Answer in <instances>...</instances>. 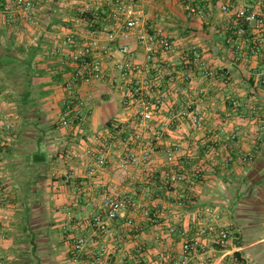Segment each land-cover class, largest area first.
Instances as JSON below:
<instances>
[{"label":"crops","instance_id":"0c3cea01","mask_svg":"<svg viewBox=\"0 0 264 264\" xmlns=\"http://www.w3.org/2000/svg\"><path fill=\"white\" fill-rule=\"evenodd\" d=\"M226 1L135 0V5L144 10L147 21L161 28L174 45L172 53L162 57L157 55L144 71L143 76L152 84L158 81L160 89L169 92L163 109L151 122L145 124H139L136 113L138 103L130 97L125 86L126 79L115 68V62L122 59L139 65L145 63L143 49L137 42L139 31H131L127 37H121L114 24L106 20L108 7L94 14L93 21L85 23V29L74 32L79 43L85 42L93 31H98L100 38L107 31H114L118 37L110 43L112 56L104 60L103 78L82 84L77 89L75 102L81 100L83 104L72 105L73 111L66 127L59 124L58 117L66 111L72 96L64 85L70 80L75 67L66 57L44 55L57 42L54 40L57 37L51 33L45 31L42 38L33 43L42 48V55L37 59L46 71V114L35 125L32 118L30 124L16 110L15 117L20 126L15 133L19 136L14 147L19 150L12 158L0 154V214H7L13 222L6 229L5 240L0 245V254L5 264H73L72 247L81 236L97 242L87 246L83 259L89 260L94 252L106 245L111 249V256L106 264H117L120 258L117 248L113 247L107 237L95 233L90 223L91 218L102 211V198L105 195L128 197L139 206L138 214H132L130 210L125 213L127 217H135L139 231L129 229L125 218L110 223L113 231L122 238L121 248L127 254L125 264H153L157 262L160 250L177 254L180 238L172 237L163 247H159L154 242V235L160 233L162 224L152 226L148 223L155 212L163 211L159 217L160 222L172 221L180 225L187 231L186 236L189 238L196 235L195 224L179 220L170 208L177 197L187 193V184H167L166 175L173 172L190 173L194 165H200L203 176L195 184L192 201L187 204L186 211L193 212L205 206L220 207L216 206V199L209 188L220 177L214 169L225 165L231 173L238 163L226 162L227 153L222 148L223 142L232 132L239 133L236 142L238 150L252 152L254 156L251 166L254 169L244 172L247 177L243 179L252 178V184L257 179L262 180L264 175L261 176L256 171L264 163V50L257 56L251 55L246 46L243 53L248 59L246 64L243 55L236 53L238 50L226 43L227 37L233 35L234 30L233 16L220 9ZM233 2L241 6L251 4V0ZM185 4L203 9L201 19L204 22L200 21V28L206 26L204 38L192 45L186 43L190 38L183 34L185 30L197 27L185 23L195 18L184 11ZM0 16L6 24L3 12ZM64 20L70 23L75 19ZM169 20L176 23H168ZM196 20L199 21V18ZM165 25L175 27L167 29ZM190 32L197 33L195 29ZM15 34L19 35L18 32ZM44 36L52 37V40ZM19 37L17 36L18 40ZM249 37L252 35L248 34L247 38ZM121 45H127L131 51L124 57L118 50ZM193 47L199 53V63L193 61ZM184 52L189 55V65H185L182 57ZM247 67L253 68V72L248 73ZM208 68L219 72L220 76H208ZM181 74H188L191 81H182ZM131 84H134V80ZM173 89L176 92L173 93ZM233 100L247 102L252 108L240 107L234 110L231 105ZM0 101L6 102L1 96ZM1 124L2 120L0 127H3ZM27 127L29 133L26 134L24 129ZM135 131L140 132L144 144L151 143L155 148L146 172L136 167L127 170L119 167L123 150L136 146L128 136ZM157 131L160 134H156ZM126 137L128 138L124 139ZM101 138L106 144L110 141L106 164L94 176H90L87 167L92 164L93 159L88 157L80 162L70 155L73 150L87 146L98 151V145L103 146ZM112 138L114 140L111 141ZM120 138L124 139L125 144ZM3 144L5 143L0 140V146ZM174 146L179 147L178 164L167 165L163 149ZM200 147L205 148L202 155ZM210 148L215 151L208 154ZM23 152L30 156L35 152L43 154L42 163H33L36 158L33 160L30 157L29 165L25 167L27 172L23 173ZM236 153L234 151L233 155ZM222 173L224 174L223 171ZM23 179L30 181L29 191L23 190L18 184ZM27 192L29 198L24 200L23 196ZM7 196L11 198V213L3 206ZM229 224L241 233L239 255L244 258V262L253 259L258 264H264V242L261 241L264 239V229L258 235L263 239L247 242L249 237L246 236L242 223ZM262 226L264 228V222ZM142 245H146L147 249L142 257L137 258L134 252ZM250 247L253 249H249Z\"/></svg>","mask_w":264,"mask_h":264},{"label":"built area","instance_id":"2783aa9c","mask_svg":"<svg viewBox=\"0 0 264 264\" xmlns=\"http://www.w3.org/2000/svg\"><path fill=\"white\" fill-rule=\"evenodd\" d=\"M76 1L81 13L94 12L96 14L105 7H108L109 11L106 20L114 24L121 37H127L131 31H139L137 33V42L143 49L145 63L139 65L122 59L115 62V68L123 76V79H126L125 86L127 92L129 91L130 97L138 103L136 113L139 124L151 122L165 106L169 92L160 89V82L155 81L152 84L143 74L148 68L149 63L157 55L162 57L173 52L174 45L172 41L163 33L161 28L147 21L144 10L135 5V0ZM0 2L2 12L6 17V24L13 23L16 17L22 19L27 25L38 23L36 16L37 0H0ZM220 9L225 14L230 13L233 16V35L227 37L226 43L238 50L236 53L240 55H243L246 46L249 47L251 55H259L264 50V0H251V4L243 6L236 5L233 0H227L221 5ZM184 11L189 16L203 17V9L197 6L185 4ZM97 33L98 31H93L90 37L86 38L85 42L79 43L74 32L69 30L64 31L61 41L54 43L50 49V53H46L51 57H66L75 67L70 80L64 85L65 90L72 96L67 103L66 111L60 113L58 117L59 124L62 127L69 125L70 114L73 111L72 105H76L77 103L79 105L83 104L81 100L75 102V93L79 86L101 80L104 76V60L112 56V46L110 43L118 35L114 31H107L104 33V37L100 38ZM248 34L252 35V37L247 38ZM118 50L123 57L131 52L127 45H121ZM192 53L194 55L193 61L199 63L200 57L195 47L192 48ZM182 57L185 60V65H189L188 53L184 52ZM243 57L244 62L248 64V59L244 55ZM247 68L246 71L248 73L253 72V68ZM206 70L208 76H220L219 72L217 73L212 68ZM180 79L187 82L191 81V77L188 74H181ZM133 80L134 84H131ZM172 92H176L175 89ZM231 105L234 110L240 107L252 108L244 101L233 100ZM2 126L7 129L10 128L8 123H4ZM156 134L160 133L157 131ZM238 135L239 133L232 132L223 142L222 148L227 153L225 161L246 164L251 161L252 155L248 151L238 150L236 146ZM129 138L130 142L132 144L135 143L136 146L129 147L122 154L119 167L122 170L136 167L146 172L147 165L152 159L155 148L151 143L149 145L144 144L140 132H132ZM123 143L125 144V141ZM103 146L98 151L89 146L84 149L73 150L70 157L78 159L80 162H84L88 157H91L93 161L87 167V173L90 176H94L106 164L107 146ZM178 148L174 146L163 149L167 165L178 164ZM214 151V148H210L208 149V154ZM234 151H237L235 155H233ZM202 176L203 173L200 165H194L190 173L185 171L183 173L173 172L166 175L165 180L167 184L172 186L187 184V193L177 197L170 204V208L174 210V214L177 215L179 220H188V222L195 224L196 235L189 238L186 236L187 231L180 225L172 221L160 222L159 217L163 211L155 212L153 217L148 220V223L152 226L162 224L159 231L162 235L160 233L154 235L155 244L163 247L168 239L179 237L180 249L177 254L167 250L158 251L157 262L153 264H237L241 262V259H244L242 256L236 255V253H240L241 251L239 244L241 233L234 230L231 224L223 221L221 210L205 206L193 212L186 211L187 204L192 201L191 197L195 190V184L201 181ZM101 208L102 211L96 213L90 220L92 229L95 233H100L111 240L110 242L113 247L117 248L118 253H120L117 264H125L127 254L121 248L122 238L113 231L110 223L119 218H125V224L129 229L135 232L139 231L135 217H127L125 215L128 210L132 214H138L139 206L128 197L105 195L102 198ZM8 219L9 216L7 214H0V245L5 240V225ZM90 244H97V242L87 236H81L75 240L72 247L73 264H106V261L111 256V249L106 245L101 246L94 252L89 260L83 259V256L86 254V248ZM146 249V245L137 248L134 252L135 257H142ZM245 263L258 264L253 259L245 260ZM0 264H5L1 254Z\"/></svg>","mask_w":264,"mask_h":264},{"label":"rangeland","instance_id":"374dc122","mask_svg":"<svg viewBox=\"0 0 264 264\" xmlns=\"http://www.w3.org/2000/svg\"><path fill=\"white\" fill-rule=\"evenodd\" d=\"M184 9V6H183ZM202 9V8H200ZM77 10L79 13V5L76 0H37V9H36V16L38 18L37 24L27 25L22 19L19 17L15 18L14 22L11 23V26H8L3 23L0 18V31L4 26H8L9 31L15 36L16 43H25L26 45H34L33 43L36 42L39 38H42V35L45 31L51 33L52 36L57 37L54 40L57 42L61 41L62 37L64 36V31H72L75 32L77 29H85V23L89 22L85 17H74L72 15V11ZM0 15H2V6L0 5ZM2 17V16H0ZM195 18L192 20H187L185 23L190 25L191 27L197 28H190L188 31L185 30L183 36H187L190 39L186 43L196 44L199 42L200 39L204 38V34L206 33V26L200 28L202 25L203 19L194 16ZM60 21L59 23L51 24L53 19ZM65 18L75 19L73 22H68L64 20ZM199 18V21L196 20ZM78 20V21H76ZM162 22V21H160ZM168 22V21H166ZM173 22L176 23L174 20H169L168 23ZM204 22V21H203ZM53 23V22H52ZM179 23V22H178ZM208 26V25H207ZM170 29L171 27L175 26H168L165 25V28ZM182 29L184 26H181ZM194 29L197 31L196 34H193ZM15 32H18L19 35H16ZM58 35V36H57ZM17 36L20 40L17 39ZM47 39H51L52 37L44 36ZM199 39V40H198ZM7 41V35L3 34L0 35V51ZM48 43V42H47ZM56 43V41H55ZM50 47V46H49ZM42 55V54H41ZM40 55V56H41ZM44 55H47L44 53ZM188 58V57H187ZM15 106L9 102H1L0 101V119H3L1 126L4 123H8L10 128L7 129L4 126L0 127V140L1 142L12 144V137L15 135L16 131H18L20 123L18 119L15 117ZM4 114V115H3ZM7 117V118H6ZM23 130V128H21ZM29 127L24 129V132L27 134L29 133ZM129 133L128 136L130 137ZM116 138V137H113ZM111 139L114 140V139ZM128 137L124 138L127 139ZM117 139V138H116ZM120 138V140H123ZM101 144L107 146L110 144V141L106 144L105 140L101 138ZM99 144V142H96ZM99 150L104 146L98 145ZM129 147V146H128ZM127 147V148H128ZM109 149V148H108ZM126 149V148H125ZM106 150V149H105ZM128 149L123 152H126ZM122 152V154H123ZM252 159L248 163H237L235 165V169L230 173L228 166L221 165L219 169H214V171L220 176L219 180L216 181V184H213L209 189L212 192L213 197L216 199L215 203L219 210L222 211V219L226 223H242V227L246 232V236L249 237L246 241L252 242L258 240L262 237H259L264 229L262 224L264 222V163H261V169H257V174L262 176V180L257 179V182L252 184V178L243 179V177H247L244 175V172H250V170L254 169L251 168L254 162V156L251 152ZM59 166L62 164L59 162ZM224 164V163H223ZM8 165H5L7 167ZM224 172V174L222 173ZM237 171V172H236ZM259 171V172H258ZM225 175V176H224ZM10 197H6L3 203V206L6 210H9L11 213L10 207ZM222 208V209H221ZM9 222L5 225V228L8 229L9 226L13 223L10 218ZM7 233V231H5ZM5 233V235H6ZM264 238V236H263ZM262 238V239H263ZM264 242V239L261 240ZM260 245V244H258ZM262 247V246H260ZM263 248V247H262ZM249 249H253L250 247Z\"/></svg>","mask_w":264,"mask_h":264},{"label":"trees","instance_id":"16d2710c","mask_svg":"<svg viewBox=\"0 0 264 264\" xmlns=\"http://www.w3.org/2000/svg\"><path fill=\"white\" fill-rule=\"evenodd\" d=\"M74 17H85L89 22L93 21L92 16L94 12L79 13L77 10L72 11ZM53 22V23H52ZM51 24L59 23L55 18ZM8 25V24H6ZM6 34L7 41L4 43L0 51V96L5 101L13 104L19 114L26 117L28 123H32L30 119H33V124L37 125L39 120L45 117V96L48 94V90L45 89L46 78L45 68L41 67V62L37 59L42 54V48L37 45H26L25 43H16L15 36L9 31L8 26H4L1 29L0 35ZM50 53V50H48ZM50 56V55H47ZM19 135L12 137L13 145H1L0 154L6 158H12L15 156V152L19 149L14 147L16 138ZM199 151L201 155L204 153L205 148L200 147ZM23 158L22 172L25 171L29 165V158L35 160L33 163H42L43 154L35 152L33 155L28 153L21 154ZM18 184L24 190L30 188V181L23 179ZM29 191V190H28ZM23 196L24 200L29 198L28 195ZM239 256V253H236ZM240 264H245L241 259Z\"/></svg>","mask_w":264,"mask_h":264}]
</instances>
